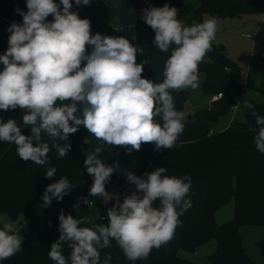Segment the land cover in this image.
Listing matches in <instances>:
<instances>
[{
    "label": "clouds",
    "instance_id": "obj_1",
    "mask_svg": "<svg viewBox=\"0 0 264 264\" xmlns=\"http://www.w3.org/2000/svg\"><path fill=\"white\" fill-rule=\"evenodd\" d=\"M89 3L75 0L77 6ZM26 7L27 12L16 9L22 23L10 25L9 46L0 55L4 65L0 71V110H26L22 122L30 126L31 134H22L17 122L8 119L0 122V141L14 143L23 161L43 166L48 163L50 147L42 142L41 134L66 141L63 146L53 145L63 158L72 147L70 134L83 126L100 141L84 161L94 180L89 195L100 196L105 204L116 201L107 211V224L61 211V235L52 243L48 256L55 264H101L100 250L110 248L115 240L128 261L146 260L154 248L173 238L182 223L180 216L192 207L191 176H168L164 167L140 177L129 171L126 179L136 190L121 203L105 189L118 165L104 164L100 155L105 146L113 145L131 146L126 148L129 153L139 151L142 143H154L157 151L178 146L184 131L183 114L175 109L170 90L195 91L200 87L198 66L212 50L217 21L210 17L187 26L177 18L178 9L168 4L142 9V19L155 31L152 43L161 52L171 48L164 79L154 83L142 78L147 60L137 63V52L143 54L144 49L124 37L92 35L90 20L70 11L72 0H59V4L26 0ZM49 15L52 21L46 20ZM88 45L92 46L90 53L86 52ZM82 62H86L83 67ZM244 107L255 117L248 130L254 134L255 148L264 154V116L250 102ZM156 117L163 123L156 122ZM56 172L55 167H48L45 177L52 180ZM73 187L66 176L48 184L43 207L50 206L53 198L62 201ZM156 201L158 206H154ZM73 208L78 209L79 204ZM86 224L91 226L80 227ZM23 240L16 224L5 222L0 229V261L19 252ZM65 243L71 249L67 258L63 254ZM111 259L107 254L103 264H110Z\"/></svg>",
    "mask_w": 264,
    "mask_h": 264
},
{
    "label": "trees",
    "instance_id": "obj_2",
    "mask_svg": "<svg viewBox=\"0 0 264 264\" xmlns=\"http://www.w3.org/2000/svg\"><path fill=\"white\" fill-rule=\"evenodd\" d=\"M54 2L59 4V0ZM169 2L170 0H149L144 8L159 7ZM17 8L27 12L26 0H0V55L9 46L8 22L22 23L23 18L17 13ZM243 12L240 5L228 0H196L182 5L178 9L177 18L183 24L191 26L193 22L201 23L203 14L232 17ZM46 20L52 21V15ZM140 25H144L147 30L145 39L137 35ZM107 36L124 37L133 46L143 48V54L137 52V63L145 60L148 62L144 65L142 78L154 83L163 81V69L171 55V48L168 52H161L155 47L152 43L155 31L142 18L136 24L119 28ZM206 55L208 59L198 66L199 74H203L201 87L211 96L219 92L221 96L191 113L190 118L182 120L184 131L177 140L178 146L154 153V143H142L139 151L133 149L129 153L126 148L131 146L113 145L105 146V151L100 155L104 164L118 165L106 182L105 189L113 182H128L126 173L129 171L140 177L146 172L164 167L167 168L165 175L191 176L189 196L192 207L180 216L182 223L176 228L173 238L159 249L154 248L146 260L128 261L115 240H112L110 248L100 250L101 264L109 253L112 257L110 264H199L180 255V251L195 252L211 239L216 240V247L209 254V259L214 264H254L243 246L240 227L244 224H264V154L255 148L254 134L248 130L249 125L255 124L251 109H245L243 119L233 118L223 129L214 127L219 118L228 114L236 105L245 83L241 78V66L229 56L225 48L212 42V50ZM85 63L82 62L81 67ZM3 68L4 65L0 63V71ZM170 92L175 109L181 112L189 90ZM250 103L260 116H264V100H251ZM25 111L19 107L8 111L0 110V122L14 119L21 127L22 134L30 135V126L25 127L22 122ZM155 119L156 122L163 123L160 117ZM41 138L50 147L48 163L43 166L23 161L17 156L14 143L0 141V213L7 212L13 218L21 212L28 215L23 227L21 250L1 264H55L48 252L52 243L61 235L58 219L61 211L74 218L91 217L94 223H108L100 217L95 206L79 201L80 195H89L94 182L85 169L84 161L100 145V141L81 126L76 133L70 134L68 143L72 147L67 156L61 158L53 145L63 146L66 141L58 138L53 140L46 133H42ZM85 142L88 144L87 148H84ZM48 167L57 169L52 180L45 177ZM64 176L74 186L70 193L62 201L53 198L50 206L43 207L45 187ZM231 199L234 200V214L232 218L219 223L215 213ZM77 203L79 208L74 209L73 205ZM115 203L116 201H112L109 208ZM158 205L159 201L154 202V206ZM83 226L91 225H80ZM2 228L0 224V229ZM260 244L264 248V238ZM70 252L71 249L65 243L63 254L66 258Z\"/></svg>",
    "mask_w": 264,
    "mask_h": 264
},
{
    "label": "rangeland",
    "instance_id": "obj_3",
    "mask_svg": "<svg viewBox=\"0 0 264 264\" xmlns=\"http://www.w3.org/2000/svg\"><path fill=\"white\" fill-rule=\"evenodd\" d=\"M193 1V0H190ZM73 3V2H72ZM244 2V12L232 16L221 17L219 15L203 14V20L214 17L217 21L216 36L212 41L216 45L224 47L229 56L236 61L242 69V80L244 81V89L236 100V105L232 107L230 112L222 115L214 124L216 129H223L227 126L233 118L243 119L245 117V102L251 100L262 101L264 92V2L262 3V11L250 9L251 4ZM62 7V5H61ZM73 8V7H72ZM70 11H73L72 9ZM82 18L79 12H76ZM12 23L9 24L10 27ZM146 28L142 25L137 35L145 39ZM101 28L92 29L91 34L102 33ZM250 35V36H249ZM92 46H86V52L90 53ZM208 59L206 55L203 60ZM200 87L193 91L189 88V95L184 102L181 113L183 119H187L196 110L202 109L211 102V95L204 91L201 87L203 74H199ZM127 188L133 189L135 185L128 183ZM99 198L95 202H99ZM234 200L231 199L223 204L216 211L215 216L219 223L232 218L234 214ZM0 224L3 227L5 222L11 221L16 224L19 233L23 236V227L27 223L28 215L21 212L16 218H13L7 212L0 213ZM240 234L244 248L249 254L254 264H264V248L260 241L264 238V224H244L240 227ZM23 245V244H22ZM22 247V246H21ZM216 247V240L211 239L207 243L199 246L195 252L182 250L184 257H188L197 261L199 264H214L209 259V254ZM2 261H0V264Z\"/></svg>",
    "mask_w": 264,
    "mask_h": 264
},
{
    "label": "crops",
    "instance_id": "obj_4",
    "mask_svg": "<svg viewBox=\"0 0 264 264\" xmlns=\"http://www.w3.org/2000/svg\"><path fill=\"white\" fill-rule=\"evenodd\" d=\"M148 1L149 0H90L89 5L77 6L75 4V0H72L73 2L72 10L73 12H79V14L82 15L81 19L87 18L90 20L91 30L101 28L102 30L101 34L108 35V34H112L119 28L136 24L140 20V18H142L141 10L144 9V6ZM195 1L196 0L193 1L170 0L168 5L170 7H175L179 9L182 5L187 4L188 2H195ZM228 1L240 5L242 8L244 2L250 1L249 3L251 4L250 9H255L256 11L257 9L262 11V3L264 2V0H228ZM163 6L164 5H161L159 7H163ZM10 23L13 22H8V26ZM141 26L142 25H140L139 28ZM145 31L147 32V30ZM182 253L183 252H181L180 255H182Z\"/></svg>",
    "mask_w": 264,
    "mask_h": 264
},
{
    "label": "built area",
    "instance_id": "obj_5",
    "mask_svg": "<svg viewBox=\"0 0 264 264\" xmlns=\"http://www.w3.org/2000/svg\"><path fill=\"white\" fill-rule=\"evenodd\" d=\"M220 96H221V92L216 93V94L211 96V100L217 99ZM235 106L236 105H234V107ZM153 152L154 153L157 152L156 148H153ZM128 183L129 182H126V183L113 182L112 184H110L108 186V188H106V191L109 194H113V195L117 196L119 198V200H123L125 196L130 195L132 192H134L136 190L135 188H133V189L127 188ZM97 198H99V200H100L98 203L95 202ZM79 201L81 203H84V204L95 206L96 211L100 215V217L108 221L107 211L109 209V204L115 200H110L107 204H105L100 196L80 195ZM85 201H87V202H85Z\"/></svg>",
    "mask_w": 264,
    "mask_h": 264
},
{
    "label": "water",
    "instance_id": "obj_6",
    "mask_svg": "<svg viewBox=\"0 0 264 264\" xmlns=\"http://www.w3.org/2000/svg\"><path fill=\"white\" fill-rule=\"evenodd\" d=\"M222 48H224V47H222ZM190 117H191V116H189V118H190ZM87 145H88L87 142H85V143H84V148H87Z\"/></svg>",
    "mask_w": 264,
    "mask_h": 264
}]
</instances>
